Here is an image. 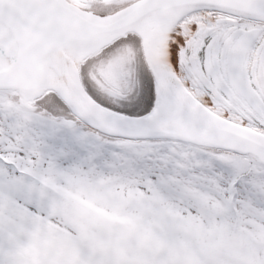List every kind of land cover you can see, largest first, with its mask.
Returning a JSON list of instances; mask_svg holds the SVG:
<instances>
[{
	"label": "snow or ice",
	"instance_id": "obj_1",
	"mask_svg": "<svg viewBox=\"0 0 264 264\" xmlns=\"http://www.w3.org/2000/svg\"><path fill=\"white\" fill-rule=\"evenodd\" d=\"M0 264H264V0H0Z\"/></svg>",
	"mask_w": 264,
	"mask_h": 264
}]
</instances>
